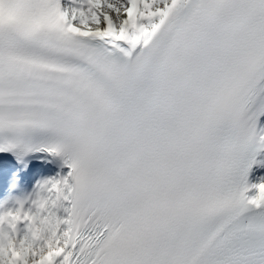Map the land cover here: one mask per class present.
<instances>
[{"label": "snow or ice", "instance_id": "6c2138e0", "mask_svg": "<svg viewBox=\"0 0 264 264\" xmlns=\"http://www.w3.org/2000/svg\"><path fill=\"white\" fill-rule=\"evenodd\" d=\"M0 153V264H264V0H0Z\"/></svg>", "mask_w": 264, "mask_h": 264}, {"label": "bare ground", "instance_id": "6f19581e", "mask_svg": "<svg viewBox=\"0 0 264 264\" xmlns=\"http://www.w3.org/2000/svg\"><path fill=\"white\" fill-rule=\"evenodd\" d=\"M61 172V170H59ZM64 172H67V171H64ZM57 175L55 176H52V177H56ZM50 177V178H52ZM252 183H256V182H259L260 181V178L261 177H264V167H256L253 169V172H252Z\"/></svg>", "mask_w": 264, "mask_h": 264}]
</instances>
